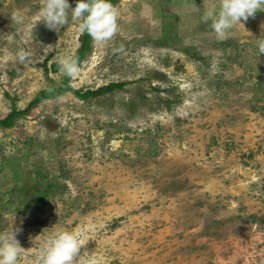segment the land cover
<instances>
[{
    "label": "rangeland",
    "instance_id": "374dc122",
    "mask_svg": "<svg viewBox=\"0 0 264 264\" xmlns=\"http://www.w3.org/2000/svg\"><path fill=\"white\" fill-rule=\"evenodd\" d=\"M218 2L115 4L119 31L91 40L68 85L123 87L68 92L0 126V231L13 221L28 250L52 227L75 230L92 264H264V12L218 38L201 20ZM42 3L0 0V120L58 85L56 54L80 45L70 15L58 31L10 20ZM21 47L33 66L15 60Z\"/></svg>",
    "mask_w": 264,
    "mask_h": 264
},
{
    "label": "clouds",
    "instance_id": "9594fccd",
    "mask_svg": "<svg viewBox=\"0 0 264 264\" xmlns=\"http://www.w3.org/2000/svg\"><path fill=\"white\" fill-rule=\"evenodd\" d=\"M257 12H264V0H219L218 4H203L201 20L209 24L218 38H223L233 26L243 25L241 21H247ZM69 15L77 31L86 33L97 44H105L119 31L117 21L120 11L111 0H75L74 7H70L68 0H43L34 20L26 21L19 12H14L10 20L32 30L37 23H43L49 30L58 31L69 22ZM262 33L255 39L258 56L264 53ZM12 55L20 65H34V54L29 49L18 48ZM55 61L58 71L70 79L81 71L78 58L67 50H60ZM50 229L46 234L34 238L32 264H92L93 252L84 251L81 254L82 246L88 242L82 235L65 228ZM21 231V227H13V221L8 229L0 231V264H19L21 257L33 249L34 246L28 250L20 246L16 236Z\"/></svg>",
    "mask_w": 264,
    "mask_h": 264
},
{
    "label": "trees",
    "instance_id": "16d2710c",
    "mask_svg": "<svg viewBox=\"0 0 264 264\" xmlns=\"http://www.w3.org/2000/svg\"><path fill=\"white\" fill-rule=\"evenodd\" d=\"M119 1L120 0H111V3L115 5ZM91 40L92 38L86 33L81 34L80 45L74 54V56L78 58L79 63H81L89 55L91 51ZM69 79V77L62 75L61 82L58 85H56L53 81L49 80L48 85L35 95V97L28 104L25 110L18 111L15 108H12L11 113H9L3 120H0V126L2 128H11L14 124V120L17 117L27 115L33 107H35L42 101L55 99L68 92L72 93L79 99L86 100L89 98L100 97L104 94L114 91L115 89H121L123 87L122 84H109L94 91L88 90L81 93L80 91L73 90L68 85Z\"/></svg>",
    "mask_w": 264,
    "mask_h": 264
}]
</instances>
